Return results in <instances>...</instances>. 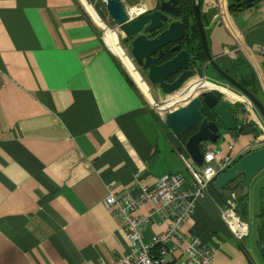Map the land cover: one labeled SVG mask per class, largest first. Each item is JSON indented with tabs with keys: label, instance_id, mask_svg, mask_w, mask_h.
<instances>
[{
	"label": "crops",
	"instance_id": "0c3cea01",
	"mask_svg": "<svg viewBox=\"0 0 264 264\" xmlns=\"http://www.w3.org/2000/svg\"><path fill=\"white\" fill-rule=\"evenodd\" d=\"M209 2L220 8L207 31L212 56L224 69L252 70L264 101V0L236 14L227 0ZM139 5L151 10L156 0ZM102 33L79 0H0V264H110L130 243L104 206L109 191L125 194L136 176L151 187L168 173L188 177L181 137L156 122ZM250 124L213 148L242 158L256 140ZM210 196L182 230L217 250L213 264H254L218 217L223 195L212 185ZM167 227L155 216L146 239Z\"/></svg>",
	"mask_w": 264,
	"mask_h": 264
},
{
	"label": "water",
	"instance_id": "95a60500",
	"mask_svg": "<svg viewBox=\"0 0 264 264\" xmlns=\"http://www.w3.org/2000/svg\"><path fill=\"white\" fill-rule=\"evenodd\" d=\"M106 13L116 26L118 34L123 39H135L131 42L130 56L134 64L144 62L143 71H147V81L152 86H158L163 97L170 99L178 94L187 91L196 83L198 76L197 62H191L189 52L181 51L176 47L172 53L176 56L157 65L164 55L163 48L171 45L184 37L183 24L174 21L167 29L162 31L157 38L148 40L147 34L162 30L169 24V17L180 18L182 15L181 0H159L158 10L142 9L140 2L143 0H126L128 6H124L122 0H99ZM261 0H245L247 7L254 8V3ZM92 6V5H91ZM205 6V5H204ZM202 0H192V9L197 22L198 32L201 37L207 62L204 68L210 65L226 83H229L235 90L243 94L256 108L260 117L264 119V105L240 82H237L227 71L223 70L212 56L208 45L207 34L202 21ZM136 13H138L137 16ZM104 23V22H103ZM158 54V57L154 56ZM129 56V57H130ZM204 78L201 77L199 79ZM174 79L172 82H168ZM190 80H194L188 84ZM216 93L222 94L214 89L192 97L185 105H179L175 111H167L163 116L165 125L176 137H183L194 130L191 136L184 143V147L190 159L197 165L204 163L205 147L215 146L223 138L224 133L240 135V126L229 100L219 98ZM205 109L213 111L216 119L209 120L205 116ZM264 170V149L245 153L226 173L218 176L213 182V188L219 195L229 199L244 200L249 196V188L253 179L258 173ZM262 206L264 207V191L262 192ZM261 254L264 256V244L261 246Z\"/></svg>",
	"mask_w": 264,
	"mask_h": 264
},
{
	"label": "built area",
	"instance_id": "2783aa9c",
	"mask_svg": "<svg viewBox=\"0 0 264 264\" xmlns=\"http://www.w3.org/2000/svg\"><path fill=\"white\" fill-rule=\"evenodd\" d=\"M259 56L262 59L259 69L264 80V41ZM253 108L249 101L247 110L253 122L252 131L255 132L256 140L247 153L264 146V119ZM249 119L242 120L248 123ZM220 154V150L213 146L205 147L203 165H197L194 161L191 164L182 157L188 172L187 178L182 173H168L156 178L151 187L140 176H136L125 194L118 196L110 190L104 206L114 216L121 218L125 236L130 243L126 256L110 264H213L217 250L203 246L197 236L187 234L182 227L190 220L200 200L208 199L213 204L210 196L213 182L239 160L232 155ZM145 203L151 204V212L145 216L137 215L136 210ZM215 208L219 219L223 220L236 241L241 244L249 237L248 222L238 214L233 199ZM157 215L168 223V227L157 236L146 239V229Z\"/></svg>",
	"mask_w": 264,
	"mask_h": 264
},
{
	"label": "rangeland",
	"instance_id": "374dc122",
	"mask_svg": "<svg viewBox=\"0 0 264 264\" xmlns=\"http://www.w3.org/2000/svg\"><path fill=\"white\" fill-rule=\"evenodd\" d=\"M89 2V4H91L95 10V12L98 14V16L101 17L102 21L108 25L111 29H117L116 26L113 24V22H111L108 13H106V10L104 9L103 5L101 4V2L99 0H86ZM211 1H215V3L217 2V0H211ZM204 8L208 11V14L205 12L204 15L206 16L205 19L207 21V31L210 27V25L213 23L214 20H216L217 16L214 17L215 15H217L219 13V6L217 5H212L210 2L208 4H204ZM212 12V14L210 13ZM215 12V13H214ZM210 17V18H209ZM214 19V20H213ZM102 35H104V32L102 33ZM120 37V44L121 47L123 48V50H126L127 54L130 56V49L124 44H123V37H121V35L119 34ZM131 58V56H130ZM132 60V59H131ZM247 62V61H246ZM221 65V64H220ZM222 66V65H221ZM135 67L137 68L138 72L142 75L143 79L145 80L147 86H149L150 89V93H151V98H153L155 100V102H163L164 101V97H162V94L160 92H158V88L157 86H151L148 81H147V74H144L141 71L140 66H138L137 64H135ZM224 67V66H223ZM228 69V68H226ZM229 70V69H228ZM205 71V70H204ZM201 73V72H200ZM207 73V74H206ZM206 74V75H205ZM204 77L209 80L212 83H217L220 86L229 89L230 92L235 93L236 95L240 96L242 99L240 101H236V100H232L230 99L228 96L223 95L224 99L229 100L230 104L232 106H234L236 109L240 108V106H242V108H247V104L249 103V101L240 93L238 94L237 92H235L232 87L229 86L228 83L222 82V80L219 79V76H217L216 73H214L213 71L211 72H206L205 71ZM203 76V75H202ZM194 80H190L188 84L192 83ZM198 96V95H196ZM186 102L182 103V105H185ZM150 105V104H149ZM150 108L152 111H154V116L156 118V122L160 121L161 123L164 124L163 121V116L166 115V112L162 113L158 110L155 109V107L150 105ZM178 107H173L172 109L168 110V111H175V109H177ZM253 110L255 111V113L257 114V111L253 108ZM250 114H248V118ZM251 118V117H250ZM251 121V119H250ZM159 123V122H158ZM167 146V145H166ZM264 188V170L261 171L260 173H258L256 175V177L253 179L252 184L250 185L249 188V196L248 198L245 200L247 207H243L241 209L238 208V213L240 214V216L243 219H246L249 225V232H250V236L248 238H246L245 242H244V247L245 249L248 251L249 255L251 256L254 264H264V256L261 254V246L260 244H258V229H259V225H260V219L261 216L263 217L264 212L261 216H259L260 211H261V206H260V200H261V190Z\"/></svg>",
	"mask_w": 264,
	"mask_h": 264
},
{
	"label": "bare ground",
	"instance_id": "6f19581e",
	"mask_svg": "<svg viewBox=\"0 0 264 264\" xmlns=\"http://www.w3.org/2000/svg\"><path fill=\"white\" fill-rule=\"evenodd\" d=\"M82 2L85 11L90 14L93 22L96 26L99 27L104 32V37L106 45L108 46L109 50L114 53V55L118 58V60L122 63L125 71L130 74L131 78L135 82L136 86L144 94L145 98L149 101V103L155 107L156 110L164 113L173 107H178L184 102L189 101L192 97L206 91H213L216 89L223 93V95L228 96L232 100L240 101L242 98L236 95L233 92H230L229 89H226L220 86L217 83H212L207 79H196V83L189 87L187 91H184L178 94L176 97H171L170 99L166 98L163 102H155L153 98H151V93L149 86H147L145 80L143 79L142 75L138 72L135 64L131 61L129 55L127 54L126 50H123L120 44V37L116 29H111L108 25L103 23L102 19L98 14L95 12L93 6L89 4L86 0H79Z\"/></svg>",
	"mask_w": 264,
	"mask_h": 264
},
{
	"label": "flooded vegetation",
	"instance_id": "af4514ba",
	"mask_svg": "<svg viewBox=\"0 0 264 264\" xmlns=\"http://www.w3.org/2000/svg\"><path fill=\"white\" fill-rule=\"evenodd\" d=\"M165 1H169V0H165ZM182 1L183 0H181V10H182ZM101 2V1H100ZM191 2H192V0H191ZM102 4V3H101ZM159 7H160V3H159V0H156V5L151 9L152 11L153 10H158L159 9ZM204 8V5L202 6V8L201 9H203ZM192 11V13L190 14V15H186L185 14V12L182 10V15H181V17L180 18H176V17H172V16H168L169 17V24L167 25V26H165L164 28H162V30H158V31H155V32H152V33H150V34H147L146 36H147V38H148V40H153V39H155V38H157L158 37V35H160L161 33H162V31H164L165 29H167L168 27H169V25H171L172 23H174V21H179V22H182V24H183V31H184V37L182 38V39H180V40H178V41H176L175 43H173V44H171V45H168V46H165L164 48H163V52H164V55H163V57L161 58V60H160V62L157 64V65H162L163 63H165V62H167V61H169V60H171V59H173L175 56H176V54L177 53H180L181 51H187V52H189V55H190V59H191V62H193V61H196V59H198V58H200V56H201V54L205 57V59H206V56H205V53H204V50L203 51H200V52H198V53H196V52H192L193 51V49H195L196 47V45L198 44V42L201 44V37H200V34H199V32H198V28H197V22H196V20H195V17H194V12H193V9L191 10ZM204 13H205V9H203L202 10V16H201V18H202V21H203V24H204V28H205V32H206V34H207V21H206V19H205V15H204ZM211 14H212V12H210ZM216 16V15H215ZM214 16V17H215ZM188 24H190V25H196V29H197V35H195L194 36V34H193V29H191V30H189L187 27H188ZM189 25V26H190ZM197 36V38L195 39V37ZM207 39H208V45H209V34H207ZM133 40H135V39H126L125 38V40H123V44H124V46L126 45L129 49H130V51H131V42L133 41ZM176 47H179L180 49L176 52V54H174V53H172V51L176 48ZM203 48V47H202ZM210 51H211V48H210ZM203 52V53H202ZM155 58H157L158 57V54L157 55H155L154 56ZM200 61V60H199ZM206 62H207V59H206ZM138 66H140V68H141V71L144 73V74H147L148 72L147 71H143L142 70V67H143V65H144V62H139V64H137ZM219 65V64H218ZM204 66V65H203ZM220 66V65H219ZM221 67V66H220ZM210 68H211V66L210 65H208V66H206V72H211V70H210ZM222 68V67H221ZM212 69V68H211ZM223 70H225V71H227L228 73H229V70L228 69H224V68H222ZM196 71H197V69H196ZM198 74V73H197ZM230 74V73H229ZM206 75V74H205ZM231 76H232V74H230ZM147 76H148V74H147ZM201 77H203V76H201ZM233 77V76H232ZM235 79V78H234ZM174 79H170L168 82H172ZM229 84V83H228ZM153 86H155V85H153ZM229 86L230 87H232L230 84H229ZM157 88H159L158 86H157ZM232 89L235 91V92H237L238 94H240L237 90H235L233 87H232ZM158 91H159V89H158ZM243 95V94H242ZM244 96V95H243ZM224 98V97H223ZM247 98V97H246ZM221 99V98H220ZM253 106V105H252ZM254 107V106H253ZM231 108H233V111H234V114H235V119L236 120H238V122H239V126H240V128H241V126H242V122H243V120L242 119H245V118H247V119H249L248 118V110H247V108H246V110H245V108H242V106H240V108H235L234 106H231ZM256 109V108H255ZM204 114H205V116H207V118H209V120H215L216 119V117H215V115H214V113H213V111H209V110H207V109H205V112H204ZM248 121H250V119L248 120ZM192 131H194V130H192ZM191 131V132H192ZM191 132H189L187 135H185L184 137H187V139L191 136ZM264 191V188L261 190V200H260V206H261V211H260V214H259V216H261L262 214H263V212H264V207L262 206V192ZM247 199V198H246ZM246 199H244V200H237L236 202H234V204L237 206V207H239V206H241V205H243L244 203H245V200ZM260 219V225H259V229H258V231L261 233L262 231H261V228H262V226L264 225V216L262 217L261 216V218H259ZM260 236V235H259ZM258 244H260V246H262L263 244H264V242H263V240H261L259 237H258Z\"/></svg>",
	"mask_w": 264,
	"mask_h": 264
},
{
	"label": "trees",
	"instance_id": "16d2710c",
	"mask_svg": "<svg viewBox=\"0 0 264 264\" xmlns=\"http://www.w3.org/2000/svg\"><path fill=\"white\" fill-rule=\"evenodd\" d=\"M205 0H202V6L205 4L204 3ZM258 2L254 3V7L257 5ZM227 8H229V11L231 14H236V13H240L243 12L245 10H248L249 7H247L245 0H227ZM182 10L185 12L186 15H190L192 13V2L191 0H183L182 1ZM188 24V29L191 30L193 29V34L194 36L197 35V29H196V25H190ZM197 38V36L195 37V39ZM196 48L193 49L192 52H200L203 51V48L201 46V44L198 42V44L195 46ZM203 53V52H202ZM200 60V61H199ZM197 62L196 64L198 65V68L201 69V67L206 63V59L205 57L201 54L200 58L196 59ZM234 69L239 70L240 72L238 74H235L233 72ZM211 71H213L210 68ZM235 71V70H234ZM214 73H216V71H213ZM229 73L232 74L233 78H235V80L237 82H240L244 87H246L251 93L255 94L257 96V98L261 101H263V98H261V94L259 92V87L256 81V77H255V73L248 69L242 62H239L238 64H235L234 67L231 69H229ZM217 74V73H216ZM217 76H219V79L222 80V82H225L223 80V78L217 74ZM226 83V82H225ZM216 95L219 98H223V95L216 93ZM247 124H250V122H248ZM252 126V124H250V127ZM252 129V128H251ZM194 131H192L190 134H192ZM181 140L183 143H185L187 141V137H181ZM223 198L225 199V201L229 200V197L224 196ZM247 207V206H244ZM248 208V207H247ZM264 215V214H263ZM261 233H260V239L263 240L264 242V225L261 228Z\"/></svg>",
	"mask_w": 264,
	"mask_h": 264
}]
</instances>
